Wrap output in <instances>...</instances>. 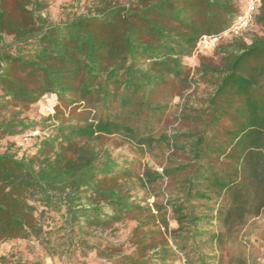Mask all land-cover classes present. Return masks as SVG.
I'll list each match as a JSON object with an SVG mask.
<instances>
[{"label": "trees", "instance_id": "trees-1", "mask_svg": "<svg viewBox=\"0 0 264 264\" xmlns=\"http://www.w3.org/2000/svg\"><path fill=\"white\" fill-rule=\"evenodd\" d=\"M54 1L0 0V142L32 139L0 151V264H249L224 250L264 212V0L191 75L198 40L230 28L239 0H92L52 22ZM46 97L52 116L22 117ZM22 242L25 256L11 246Z\"/></svg>", "mask_w": 264, "mask_h": 264}, {"label": "rangeland", "instance_id": "rangeland-1", "mask_svg": "<svg viewBox=\"0 0 264 264\" xmlns=\"http://www.w3.org/2000/svg\"><path fill=\"white\" fill-rule=\"evenodd\" d=\"M92 0H55L54 3L48 8L46 12L47 18L52 22H59L65 18L67 14L78 12L81 13L84 9L90 4ZM123 1V0H118ZM246 0H239V2L244 6ZM261 35L262 29L257 25H253L250 29L248 36H245L246 41H248L249 35L252 34ZM213 50L210 51H202L200 53H193L190 58L186 61V66L190 70V75L197 64V59L200 57L210 58L213 56ZM207 94V89L204 88L203 85L200 86H193L188 92L187 95L189 96V101L197 105L199 100ZM180 99L174 98L172 100V105L169 109L168 114L164 118L163 126L166 128V132L171 134L172 130L180 128V122L178 120V113H179V105ZM57 106L56 100L53 97H46L41 99L36 104L30 106L27 109L21 110L22 117L26 119L28 122H40L42 119H45L48 116H52L54 113V109ZM47 109L49 110H46ZM17 109H15L16 111ZM32 139L28 137H15L11 139H5L0 142V151H4L8 148V145H13L12 150L16 151L19 155L22 153L23 150H28L29 146L31 145ZM113 147V144H112ZM32 151V148L29 150ZM113 156L115 157H128L132 158L133 152L128 145L119 146L117 148L113 147ZM159 160L155 155H148L145 156L141 163L144 164L146 167L150 168L153 171H160V165L158 164ZM148 203H152V199L148 200ZM173 225L170 224L169 227ZM128 230L126 228H121L117 234V242L123 243ZM240 240L239 245H234V242H229L225 246L226 253H244L246 258L248 259L249 264H264V212L262 215L255 219L254 221L248 222L244 228L241 230L238 236ZM13 249L21 250L23 252V256L27 255V243L22 242L21 244L12 243L11 244ZM242 246V247H241ZM244 247V248H243ZM29 255V253H28ZM27 257V256H26ZM25 257V258H26ZM30 261L35 264H63L62 262L58 261L59 259L56 258V262L52 263V261L48 257H27ZM72 259V258H71ZM70 259V260H71ZM87 264H109L99 259H96L92 256H89L86 260ZM174 264H184L183 259L176 261Z\"/></svg>", "mask_w": 264, "mask_h": 264}, {"label": "built area", "instance_id": "built-area-1", "mask_svg": "<svg viewBox=\"0 0 264 264\" xmlns=\"http://www.w3.org/2000/svg\"><path fill=\"white\" fill-rule=\"evenodd\" d=\"M260 0H246L242 13L236 18L233 25L223 33L216 36H201L197 42L194 53H200L202 51L213 50L219 41L225 37H235L244 32L253 19V14L256 7L259 5ZM46 110L47 109L46 107ZM37 132H33L29 137L37 136ZM1 254V253H0Z\"/></svg>", "mask_w": 264, "mask_h": 264}]
</instances>
